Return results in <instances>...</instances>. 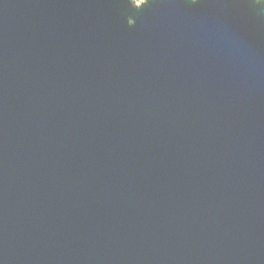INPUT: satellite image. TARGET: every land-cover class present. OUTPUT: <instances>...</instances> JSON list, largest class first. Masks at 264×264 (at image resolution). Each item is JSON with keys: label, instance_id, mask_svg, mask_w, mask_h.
<instances>
[{"label": "water", "instance_id": "obj_1", "mask_svg": "<svg viewBox=\"0 0 264 264\" xmlns=\"http://www.w3.org/2000/svg\"><path fill=\"white\" fill-rule=\"evenodd\" d=\"M0 264H264V4L0 0Z\"/></svg>", "mask_w": 264, "mask_h": 264}, {"label": "snow or ice", "instance_id": "obj_2", "mask_svg": "<svg viewBox=\"0 0 264 264\" xmlns=\"http://www.w3.org/2000/svg\"><path fill=\"white\" fill-rule=\"evenodd\" d=\"M129 2H130V0H129ZM190 2L197 3L198 0H190ZM143 3H147V0H143ZM260 3L264 4V0H260Z\"/></svg>", "mask_w": 264, "mask_h": 264}, {"label": "rangeland", "instance_id": "obj_3", "mask_svg": "<svg viewBox=\"0 0 264 264\" xmlns=\"http://www.w3.org/2000/svg\"><path fill=\"white\" fill-rule=\"evenodd\" d=\"M135 4H139L141 2H143V0H133Z\"/></svg>", "mask_w": 264, "mask_h": 264}]
</instances>
